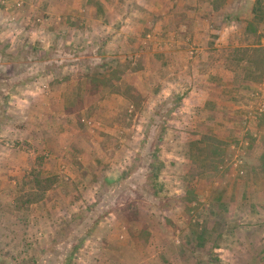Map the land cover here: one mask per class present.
Masks as SVG:
<instances>
[{
	"label": "rangeland",
	"instance_id": "obj_1",
	"mask_svg": "<svg viewBox=\"0 0 264 264\" xmlns=\"http://www.w3.org/2000/svg\"><path fill=\"white\" fill-rule=\"evenodd\" d=\"M159 3L166 9L179 2ZM159 3L0 0V140L6 148H0V164L3 153L14 150L35 161L24 159L22 173L0 172V264H65L67 257L71 264H91L108 225L122 243L131 233L128 243L142 244L146 251H137L142 256L136 264H208L211 248L221 242L205 241L210 230L214 237L218 231L235 236L238 226L255 229L250 217H264L249 201L240 204L241 191L239 198L230 194L240 186L233 187L235 175L258 148L252 129L264 118V45L228 50L236 71L230 101L239 103L242 121L238 130H212L207 120L192 121L196 114L182 95L189 91L185 83L167 84L165 74L160 77L161 33L143 19L151 12L158 22ZM254 21L251 31L262 26L264 36V0ZM235 36L236 44L246 43L243 35ZM250 43L263 44L261 35ZM237 72L252 78L251 87L238 83ZM34 82L45 96L40 103L51 101L49 129L61 122L63 100L64 114L72 116L81 137L97 140L91 156L85 149L67 152L80 178L60 177L69 182L60 199L53 192L62 186L60 178L43 174L50 154H37L26 140L31 121L27 94L20 90ZM104 106L119 113L112 134L114 125L106 129L98 115Z\"/></svg>",
	"mask_w": 264,
	"mask_h": 264
},
{
	"label": "crops",
	"instance_id": "obj_2",
	"mask_svg": "<svg viewBox=\"0 0 264 264\" xmlns=\"http://www.w3.org/2000/svg\"><path fill=\"white\" fill-rule=\"evenodd\" d=\"M147 1L152 2V0ZM167 1L158 0V3ZM176 1L179 3L175 5V8L167 7L164 9L159 3L158 22L154 21L156 14H151V12L143 17V19L147 18L149 20L150 28H157L159 34L161 33L159 40H162L160 44L162 48L160 47L159 52L164 53H159V60L157 61L160 77L165 74L163 83L167 84L185 83V88L189 91L186 95L183 93L182 95L187 96L191 107H193V116L196 114V116H192L194 118L192 119L193 122L197 119L203 122L207 120L208 123L212 124L210 126L212 130H238V124L242 121L240 116L242 110L238 106L239 103L236 104L230 101L234 96L230 87L233 84L232 81L236 76V71L231 68L232 64L227 52L233 46L234 48H257L264 45L262 26L257 31L253 30L252 32L250 29L256 24L254 18L256 17V4L259 0ZM153 23H155L154 26H152ZM237 33L244 36L243 41H246V43L236 44L238 37L235 35ZM257 33L261 35L263 44L250 43V40ZM166 35L168 37L170 35V38L167 39ZM187 35L190 36L187 39L188 42L185 39ZM163 48L165 49L162 50ZM188 50L190 54H188ZM151 64L150 62L148 66H151ZM238 74L240 75L238 83H243V88L249 86L248 83L253 82L249 76L245 77L241 76L240 73ZM167 84L163 86L166 92L163 93L166 94L165 96L168 94ZM54 92L51 90V94ZM24 93L27 94L24 102L27 103L25 108H29L27 119L31 121L29 130L32 134L26 136V140L32 142L31 144L38 151L37 154H50L48 157L45 156L43 174L66 179L71 176L72 179L76 178L78 180L80 178L79 169L77 164L75 165L71 159H68L70 153L67 152L70 150L81 152L85 149L84 152L91 156L95 146H98L97 140H95L96 136L92 135L91 138L87 139L81 137L80 128L76 127L74 121H71L72 116L64 114L63 100L59 102L61 122L58 121V126L55 124L57 128L49 129L47 115L49 109H51V101L40 103V99L45 100V96L37 83L26 85L20 90V94ZM54 95L58 96L57 93H54ZM112 97L123 100V97L119 94H114ZM106 101L103 103L106 104ZM85 109L88 108H84L82 113H85ZM116 109L117 107L107 110L104 106L100 107L98 112V115L103 117L102 121L105 123L106 129L109 123L114 125L110 128L111 134L119 127L115 120L117 119L116 116L119 115ZM44 114H46V118L42 119L41 116ZM257 124L258 126L256 125L252 130L256 133V146L258 145V148L255 149L252 156H248L246 159V168L238 172L237 176L235 175L232 180L233 187L239 182L240 186L231 187L230 194L231 198L236 196L239 198L241 191L240 204L249 201V206L250 204L255 205L258 210H264V118L262 117ZM225 138L228 140L230 135L226 134ZM0 148L6 151L2 140H0ZM44 149H47L46 152H44ZM11 155H15L18 159L10 158ZM31 156L30 153L23 150H14L13 154L10 153V155L9 152L3 153L1 157V163L3 162V164H0V172L8 170L11 172L17 168L22 173L26 167L23 164L24 159H28L30 165L35 162L34 159H31ZM211 174H215V172L208 173V176H211ZM3 178L6 180L7 176H3ZM62 180L60 178L58 184L62 186L53 190L55 194L59 195V199L64 190L69 187V182ZM251 196H253V200H251ZM248 198L249 200H247ZM59 199L57 200L59 201ZM250 218L254 220L253 222H256L254 230H249V226H238L235 236H233V233L227 235L225 232L218 231L216 237L211 236L213 234L212 230L209 231L205 241L213 240L215 242V239L218 238L221 242L218 243V246L211 248L210 257L212 259H209L208 264H264V217H259L256 214ZM107 227L100 233L103 238L100 248L95 250L98 259L91 264H136L137 260L141 262L139 259H141L142 254L137 257L136 253L137 251L142 252V250L145 253L146 250L143 249L142 244L138 242V244H141V248L138 247L140 249L138 250L136 246L128 243L130 239H134L135 235L126 234L124 237L126 242L122 243L115 238L117 233L115 229H111L112 225ZM153 239L155 238L152 236L151 243ZM165 253L166 251H164Z\"/></svg>",
	"mask_w": 264,
	"mask_h": 264
},
{
	"label": "trees",
	"instance_id": "obj_3",
	"mask_svg": "<svg viewBox=\"0 0 264 264\" xmlns=\"http://www.w3.org/2000/svg\"><path fill=\"white\" fill-rule=\"evenodd\" d=\"M260 3H261V0H259L258 2H257V4H256V9H257V7H259L260 6ZM263 62H264V55H263ZM45 180H50V178L49 179H45ZM70 260H71V257H67L66 259H65V264H71L70 263Z\"/></svg>",
	"mask_w": 264,
	"mask_h": 264
}]
</instances>
